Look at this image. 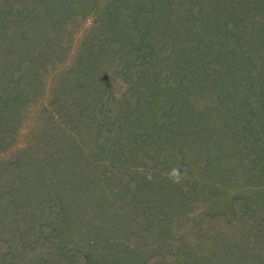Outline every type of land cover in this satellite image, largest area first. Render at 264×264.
I'll return each instance as SVG.
<instances>
[{
	"label": "rangeland",
	"instance_id": "374dc122",
	"mask_svg": "<svg viewBox=\"0 0 264 264\" xmlns=\"http://www.w3.org/2000/svg\"><path fill=\"white\" fill-rule=\"evenodd\" d=\"M39 1L9 0L11 28L0 32V90L11 98L0 102V264H264V180L244 185L225 157L222 184L230 188L226 182L237 178L242 189L207 201L184 177L189 160H180L182 194L161 198L158 184L138 185L142 157L139 173L119 149L120 136L150 134L140 114L129 121L138 90H146L142 69L174 86L196 64L193 41L203 47L220 40L195 33L196 0L164 7L169 30L150 41L157 59L130 58L121 43L105 41L104 8L116 12L124 4L121 12L131 14L144 0H75L79 14L88 7L82 17L68 16L71 1L60 11L40 10ZM239 2L237 12L246 13L241 31L258 47L253 53L263 54L264 0ZM41 24L47 33L35 34ZM135 59L139 71L127 68ZM207 64L211 72L221 60ZM184 195L190 200L183 210Z\"/></svg>",
	"mask_w": 264,
	"mask_h": 264
},
{
	"label": "trees",
	"instance_id": "16d2710c",
	"mask_svg": "<svg viewBox=\"0 0 264 264\" xmlns=\"http://www.w3.org/2000/svg\"><path fill=\"white\" fill-rule=\"evenodd\" d=\"M69 1L72 4L70 3L68 16L79 14L74 6L75 0H40L37 7L40 10L46 7L50 11H60ZM170 1L144 0V5L134 9L131 14L121 12V7H126L124 4H120L116 12L112 7H105L103 12L109 16L105 25V41L121 43L125 55L130 58L161 57L158 51L152 50L150 41L158 36L159 31L169 30L166 28L170 13L165 12L164 7L168 8ZM239 3V0H196L198 14L193 20L195 33L204 36L215 33L220 36V40L204 43L203 47L193 41L192 58L196 64L191 66L192 69L189 65L185 76H178L179 83L174 86L164 84L154 75L153 70L142 69L141 78L146 81V90H138L136 105L130 109L132 118L129 121L132 122L140 114L139 122L150 134L146 138H142L140 134L120 136L119 149L126 153L139 173L141 168L136 164L140 161L138 157H142L141 167H145L146 172L140 175L138 185L151 187L158 184L161 198L170 194L177 200L179 194H182L180 185L172 183L165 176L180 160H189L184 177L190 185L197 184L203 199L207 201L216 202L224 193L229 196L232 189H242L237 178L226 182L231 183L230 188L222 184L220 179H224L223 174L226 173L222 162L225 157H228L227 169L235 174L239 170L244 185L260 187V179L264 180V53H253L254 47H258L253 41L249 42L248 32L241 31L246 13L237 12ZM37 7L34 4L28 11L37 10ZM87 9V6L81 5L79 16L86 15ZM10 11L9 0H3L0 32L11 28ZM21 11L20 9L19 14ZM222 14L226 20L219 23ZM52 16L53 14L45 17L39 14L36 18ZM16 19L18 23H22L20 15ZM164 19L166 24L162 27L158 23ZM198 25H203V29L200 30ZM38 32H41L38 35L46 34L47 25L36 26L35 34ZM20 34L17 31L13 39ZM104 50V45L101 44L99 51ZM118 51L121 52V49L118 48ZM211 57L221 60V65L209 72L210 64L207 61ZM136 59L127 68L138 67L139 71L141 65ZM9 66L15 64L10 63ZM0 92V102L4 97L11 99L2 90ZM160 96L167 97L166 101L157 102L155 99ZM191 96H194L193 100ZM209 96L211 98L201 104V98ZM215 97L218 98L217 101H213ZM172 99L174 100L171 102ZM216 165L220 166V170L212 171ZM129 190L131 191V187ZM236 198L237 194L233 195L230 204L232 202L233 205ZM189 200L184 195L180 203L183 210L189 206ZM221 209H226V206Z\"/></svg>",
	"mask_w": 264,
	"mask_h": 264
},
{
	"label": "clouds",
	"instance_id": "9594fccd",
	"mask_svg": "<svg viewBox=\"0 0 264 264\" xmlns=\"http://www.w3.org/2000/svg\"><path fill=\"white\" fill-rule=\"evenodd\" d=\"M165 176L174 184H180L183 179L181 170L178 167L171 168L167 173H165Z\"/></svg>",
	"mask_w": 264,
	"mask_h": 264
}]
</instances>
